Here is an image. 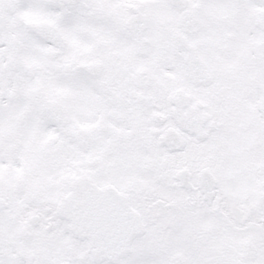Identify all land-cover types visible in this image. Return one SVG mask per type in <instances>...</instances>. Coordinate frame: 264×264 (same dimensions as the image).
<instances>
[{"label": "snow or ice", "instance_id": "snow-or-ice-1", "mask_svg": "<svg viewBox=\"0 0 264 264\" xmlns=\"http://www.w3.org/2000/svg\"><path fill=\"white\" fill-rule=\"evenodd\" d=\"M0 264H264V0H0Z\"/></svg>", "mask_w": 264, "mask_h": 264}]
</instances>
